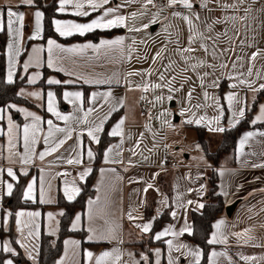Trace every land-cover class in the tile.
<instances>
[{
  "label": "crops",
  "instance_id": "0c3cea01",
  "mask_svg": "<svg viewBox=\"0 0 264 264\" xmlns=\"http://www.w3.org/2000/svg\"><path fill=\"white\" fill-rule=\"evenodd\" d=\"M40 1L43 4L55 1L57 5L58 16L53 19V30L58 38L44 39L43 15L42 35L38 39H32L36 30L34 14L36 11L44 14L41 8L34 5L35 0L32 6L23 4L22 0H0V12L4 13L3 30L0 32L7 33L6 81L8 82L11 67L12 83L24 81L18 94L49 113V117L43 119L39 110L27 107L19 110L16 107L21 105L15 104L6 109L0 107L3 110L0 112V228L7 233L0 237V252L11 255L5 260V264L9 261L11 264H18L14 257L19 252L27 260L24 264H39L43 235L49 236L52 244L56 245L60 219L66 211L57 206L59 195L69 201L65 196V188L70 191L75 187L79 189V193L71 201L78 197L96 160L93 147L98 143L91 139L88 132L102 125V130L96 133L100 141L106 124L117 111H122V115L109 129V134L116 137L117 141L103 156L93 183L95 194L87 199L83 211L76 212L70 224L71 231L84 232L85 237L65 238L63 252L55 264H97V259L104 252L113 253L105 258L104 264H157V261L159 264H168L169 254L178 259V264H195L194 258L187 255V249L176 251V247L181 244L198 250L201 253L200 262L203 258L202 250L186 239L193 232L189 213L202 211L203 207L198 205L204 206L206 203L211 188L209 180L213 174L217 178L218 190L226 208L235 202L238 205L231 217L225 213L214 222L210 239L216 233L215 225L223 220L225 223L221 234L225 242L211 244L208 264H212V252L225 254L216 257L217 264H264V120L257 119L261 108H264V96L259 99L261 92H264V0H190L192 8L185 7L178 0L175 5L169 4L166 10L155 9V0L153 3H147V0H109L108 4L95 11L88 6L87 0H73V3L83 2L84 8L81 11L88 12L89 15H76L72 3L61 12L60 0ZM255 3L258 4L255 6ZM9 9L24 14L19 35L16 29L20 25L15 22V17L11 18L14 22L12 31H9ZM107 10L113 11L105 20L124 16V25L97 28L84 35L74 32L61 36L56 31V20L62 23L88 24L99 19ZM154 19L156 23H152ZM153 25L156 26L149 32V27ZM112 30L114 33L102 36L97 41H64L96 31ZM202 33L214 34L213 43H200ZM120 39L123 43L111 48H100L99 51L84 48L88 44L99 47L104 40ZM49 40L56 41L61 49L78 50L67 52L53 48L51 59L54 66L49 67ZM9 45H12L11 65ZM209 45L212 55L217 58L214 62L218 63L223 73L218 79L210 73L208 76L204 74L206 49ZM34 48H41L43 51L33 52ZM81 48L83 51L79 50ZM26 64L27 69L24 67ZM226 64L229 65L226 68L229 71L226 75L229 76V81L225 80L227 85L221 82ZM177 67L181 71L179 74L176 73ZM34 76L36 79L33 82ZM210 77L213 79L211 83ZM49 80H59L60 83L50 84ZM145 88L148 90L145 91ZM59 90L64 107L59 103ZM143 92H149L153 98L155 122L147 120L141 109ZM49 93L52 94L56 111L62 117H68V120L58 119L48 111ZM66 93H79L80 96L66 98ZM229 95L234 96L231 105L228 102ZM172 99H176V103L172 102L175 107L167 106ZM159 103H164L165 107H158ZM253 105L256 108L252 112L250 123L255 127L238 131L235 155L225 156L219 166L206 157L198 144L197 132L195 149L190 154L182 155L178 152L171 156L167 152L168 138L165 129L175 130L178 126L190 131L195 130V126L203 127L207 133L206 138L208 135L214 139V150L207 141L209 149L217 151L225 130L217 132L209 129L235 127L247 116ZM226 106L229 111L233 110V115L226 124L228 126L222 124L223 108ZM135 108H138L136 117ZM241 110L244 111L243 117L239 116ZM28 112L39 116L40 121L34 122L31 116L26 115ZM175 114L179 116L173 121ZM9 117L15 126L11 133V146ZM189 119L200 123L188 124L186 121ZM122 120V135L113 136V130ZM48 121H52L51 130ZM33 123H38L36 143L30 144L31 162L25 164L22 160L25 155L24 128ZM32 131L30 128V138ZM248 133L253 135L241 147L240 142ZM61 140L64 143L56 151L45 155L43 160L40 159L41 153L49 152ZM89 149L93 152L91 159L87 156ZM77 158L80 163H68ZM8 169H12L15 179L8 175ZM88 169H91L88 175L81 178V174ZM26 175H29V180L24 200L38 203L40 207L20 209L13 214L12 209L4 205L5 198L9 197L7 185H13V192L19 177ZM149 184L152 185L151 188H148ZM29 185L33 189L31 199L25 196ZM164 189H171L170 197ZM148 201L154 203V211L151 217L146 218ZM189 201L192 203L189 204ZM170 207L172 222L165 223L154 231L155 221ZM19 213L25 215L21 217ZM31 213L39 215H29ZM129 213L135 219H129ZM77 216L81 218L80 225L73 229ZM146 223L152 224L147 233L136 227ZM185 225L190 226L191 234L184 232L183 235H172V232L180 233ZM169 229L171 231L168 235L156 239L157 235ZM10 231L15 233L16 244L8 235ZM93 235L103 236L105 239L90 240L89 237ZM148 235L152 236L153 241L161 242L152 248V260L139 246ZM169 241L172 242L171 249ZM7 247L14 251H7ZM89 252L93 254L91 258L87 255ZM157 252L160 253L159 256L156 255ZM245 257L249 259L246 260Z\"/></svg>",
  "mask_w": 264,
  "mask_h": 264
},
{
  "label": "trees",
  "instance_id": "16d2710c",
  "mask_svg": "<svg viewBox=\"0 0 264 264\" xmlns=\"http://www.w3.org/2000/svg\"><path fill=\"white\" fill-rule=\"evenodd\" d=\"M36 7L41 8L44 11V39L51 37H56V33L53 30V19L58 16L56 10L57 5L55 1H52L49 5L43 4L40 0H35ZM114 33L112 31H96L86 36L80 37L75 36L69 39H64L66 42L75 41V40H86L91 39L97 41L102 36H109ZM6 47H7V33L6 31L0 32V107L10 108L12 104L21 105L33 110H39L43 119L49 117V113L45 109H39L34 104L30 103L28 100L22 98L18 91L21 86L24 85V81L17 80L13 83H8L6 81V69H7V56H6ZM59 103L61 107L65 106V103L58 92ZM264 96V92H261L259 99ZM88 102V93L85 95V103ZM256 105H253L252 108L247 113V116L241 120L235 127L226 128L223 133V141L220 148L212 152L209 149L206 130L203 127H193L198 134V144L202 147L205 152L206 157L211 160L216 166H219L221 160L227 155H235L236 146H237V133L242 129H249L255 126L251 125V116L253 110H255ZM122 115V111H117L113 114L109 122L106 124L100 141L97 146L93 147L95 152V164L92 170V173L87 178L86 182L82 184V191L78 197L73 201H67L62 195H59L57 206H61L66 209L64 215L60 219V233L56 245L52 244V239L49 236L43 235L41 241V250H40V260L39 264H55L57 259L61 256L63 252V241L65 238L74 236L83 238L85 237L84 232H73L70 229V224L78 210L83 211L86 207L87 199L93 197L95 190L93 189V183L98 174L99 168L102 165L103 156L106 150L117 141L116 137H112L109 134V129L111 125L116 122L119 117ZM29 180V175L20 176L19 181L16 183L15 188L12 194L9 197H6L4 200V205L11 208L13 214L20 209H31L35 207H40L38 203H31L24 200V191ZM210 190L206 198V203L203 206L201 212L191 211L189 213V218L193 224V232L191 235H187L186 239L194 244H196L203 252V258L199 264H208L209 263V253L212 248V245L208 243L210 235L213 229V224L215 221L219 220L225 215L226 206L223 202L222 196L218 190V183L215 174L209 180ZM169 197L171 196V189H164ZM154 203L148 201L146 207V218L151 217L154 211ZM172 222L171 217V207L166 210L161 217L155 221L154 231L160 228L165 223ZM7 233L3 228H0V237H4ZM8 235L11 236L12 241L15 242V233L10 231ZM161 244L160 241H153L151 235L145 236L144 240L139 243L147 255H149L152 260V248ZM11 255L4 252H0V264H5V260ZM13 258V257H12ZM15 261L18 264L27 263V260L23 257L22 253L19 252L17 257H14ZM152 264V262H151Z\"/></svg>",
  "mask_w": 264,
  "mask_h": 264
},
{
  "label": "snow or ice",
  "instance_id": "6c2138e0",
  "mask_svg": "<svg viewBox=\"0 0 264 264\" xmlns=\"http://www.w3.org/2000/svg\"><path fill=\"white\" fill-rule=\"evenodd\" d=\"M22 2H23V4L28 5V6H32L34 4V0H22ZM87 2H88V6L93 11H95V10H98V9L102 8L104 5L108 4L109 0H87ZM177 2H178V0H169V4L170 5H175ZM179 2L183 3L184 6L187 7V8H192V4L190 3V0H179ZM70 3H72L73 7H75V9H76L75 14L76 15H89L90 14L88 12L81 11V9L84 8V3L83 2H75V3H73V0H60L59 11L64 12L65 9H66V6L69 5ZM147 3H153V0H147ZM112 11L113 10L105 11L103 13V15L99 19H95L91 23H88V24L62 23L61 21L56 20L54 22L55 26H56V31L61 36H68V35L73 34L74 32L79 33L80 35H84L86 32L93 31V30H95L97 28H99V29H107V28H111V27H119V26L124 25V22H125V19H126L124 16H118L115 19H107V20H105V17L109 16L110 12H112ZM34 15H35L36 30H35V34L32 37V39H38L42 35V20H43V15L44 14L41 11H36ZM133 15H135V14H133ZM7 16L9 18V21H8L9 31H12V24L14 22L11 18L15 17V22L20 25V27L16 29V32L19 35L20 31H21V29L23 27L24 14L23 13H18V12H15V11H12V10L9 9L7 11ZM3 17H4V13L0 12V30H3V25H2ZM152 23H156L155 19L152 21ZM189 23H191V21H189ZM145 27H147V25H145ZM122 43H123L122 39L113 40V41L104 40V41H101L99 47H97L96 45H93V44H88V45H85L84 48H93L96 51H99L100 48H111L114 45H121ZM53 48L61 49V46L58 45L56 43V41L49 40L48 41V51H49V54H50L49 61H48V66L49 67H53L54 66L53 65V61L51 59V52H52ZM77 50L78 49H61V51H67V52H75ZM79 50L83 51V48H81ZM40 51H43V49H41V48H34L33 49V52H40ZM18 54H19V52L17 51V55ZM9 63H10V65L12 63V45H9ZM24 67H25V69H27L28 65L26 64ZM130 75H131V73H130ZM35 79H36V77L34 76L32 78L33 82L35 81ZM8 82L12 83L11 67H10L9 73H8ZM48 83H50V84H59L60 81L59 80H49ZM157 87H160V86L157 85ZM233 87H235V85H233ZM144 90L147 91L148 89L145 88ZM34 95L38 96L39 94H34ZM65 95H66V98L70 97V96H73V95H75L76 97L80 96L79 93H75V94L66 93ZM190 96H191V94L189 93V97ZM205 96L207 97V94H205ZM157 99H160V98L158 97ZM233 100H234V96L233 95H229L228 96L229 105L232 104ZM2 111L3 110L0 109V112H2ZM48 111L52 112L55 116H57L58 119H64V120H68L69 119L68 117H62L60 115V113L58 111H56V109L54 107V102H53L51 93H49ZM26 115L27 116H31L34 122H39L40 121V117L39 116H35L33 113L28 112V113H26ZM234 115H235V113H234ZM239 116L240 117L244 116V111L243 110H241L239 112ZM257 119L264 120V108H261V114H260V116ZM47 123L49 125V129L51 130L52 121H48ZM123 123H124V121L122 120L120 122V124L117 125V127L113 130V132H112L113 136L122 135L121 125ZM186 123H188V124H193V123L199 124L200 122L196 121V120H193V119H189V120L186 121ZM14 127L15 126L12 124L11 117H9V137H10L9 138V143H10V146H11V133H12V129ZM30 128L33 130L32 133H31V138H30V134H29L30 133ZM36 130H38V123H33L31 126H25V128H24V149H25V155L22 157V160H23V162L25 164H28V163L31 162L30 153H31L32 149L30 148V144L34 145L36 143V137H35ZM101 130H102V125H98L95 129L90 130L88 132V135L91 137V139L93 141L99 143V138L96 135V133H99ZM209 130L210 131L223 132L225 129L222 128V127H217V128H214V129L210 128ZM58 131H64V130L63 129H58ZM50 135H51V132H50ZM70 135L71 134L69 132L68 133V137H70ZM252 135H253L252 133H248V135L245 136L243 140H241V142H240L241 143V147L244 146L245 141H247L249 139V137H251ZM262 135H264V133H262ZM63 143H64V141L61 140V141H59L58 144H56L55 146L51 147L49 152L41 153L40 154V159L43 160L45 155L50 154V152L56 151V149L60 145H62ZM109 151H111V149H109ZM87 156L89 157V159H91L93 157V152L91 151V149H89L87 151ZM68 163H80V159L77 158L75 161L69 160ZM0 171H2V170H0ZM90 171H91V169H88L87 171L82 173L81 174V178H83L84 176H87ZM8 175L12 176L13 179H15V174L13 173L12 169H8ZM151 187H152V185L149 184L148 188H151ZM12 189H13V185L11 183H9L7 185V194L9 196L12 194ZM32 191H33L32 185H29L28 186V190L25 193L26 198H29V199L32 198ZM78 193H79V189L78 188L73 187L70 191H69V189L67 187L65 188V196H67L69 201L74 199L75 195H77ZM188 203L190 204V203H192V201H189ZM198 207L202 208L203 205L202 204L198 205ZM9 215H11V214L9 213ZM18 215L22 217V216L25 215V213H19ZM29 215H39V214L38 213H31ZM173 216H175V213H173ZM89 219H91V216L89 217ZM129 219H135V217H133L131 215V213H129ZM80 220H81L80 216H77L76 217V222L72 225L73 229H76V228L79 227ZM224 223L225 222L223 220H221L219 223H217L215 225L216 233H214L212 235V237L208 241V243L216 244V243H220V242H225L223 237H222V234H221V228L224 225ZM136 227L141 228V230L143 232L147 233V232L150 231V229L152 227V224L151 223H146L144 225H136ZM89 231H92V229H89ZM169 231H171V229H169L168 231H166L164 233H161L160 235H157L156 239H160L162 235H168ZM184 232H188L189 234H191L190 226L185 225V228L182 229L180 233L172 232V235H174V236L175 235H183ZM245 234H237V235H245ZM89 239L90 240H93V239H105V237H103V236L96 237L95 235H93V236H90ZM72 243H76V242H72ZM168 244H169V249H171L172 248V242L169 241ZM21 246L23 247V245H21ZM183 249H187V255L194 258L195 264H199V259H200L201 253L198 250H193V249L189 248L188 245H185V244H181V245H178L176 247V251L177 252H182ZM7 251L13 252L14 250L11 247H7ZM87 255L91 258L93 254L91 252H89ZM112 255H113L112 252H104L97 259V264H104L105 258L106 257H110ZM156 255L159 256L160 253L157 252ZM211 255H212V258H213L212 259V264H217L216 257L217 256H222V255H225V254L224 253L212 252ZM144 258L147 259V257H144ZM244 259L247 260L249 258L245 257ZM117 260H119L118 256H117ZM8 264H11V261H9ZM157 264H159V261H157ZM168 264H178V259H174L171 256V254H169Z\"/></svg>",
  "mask_w": 264,
  "mask_h": 264
},
{
  "label": "rangeland",
  "instance_id": "374dc122",
  "mask_svg": "<svg viewBox=\"0 0 264 264\" xmlns=\"http://www.w3.org/2000/svg\"><path fill=\"white\" fill-rule=\"evenodd\" d=\"M51 3V1L47 2L46 4L49 5ZM258 3H255V6L257 5ZM150 15H153L150 13ZM156 25H153V26H150L149 27V32L151 30L152 27H155ZM215 40V36L214 34H208V33H202L201 34V37L199 39V42L200 43H203V44H209L208 41H210V43H213V41ZM206 41V43H205ZM206 59H205V66H204V74H206V76H208V74L210 73L212 75V77H215L216 79L219 78V76H221L223 73L220 71V66H218V63L217 62H214L215 60H217V58L215 59L212 54H213V51L212 49H210V45L209 47L206 49ZM222 55V54H221ZM223 58H225L224 55H222ZM227 66L229 67L228 64H226L225 66V72H224V77L222 78L221 82H225V80L229 81V76H226L227 74H229V71H226V68ZM190 70L192 71V67H190ZM201 72V71H200ZM177 74L181 73V71L178 69L177 67ZM209 83H211L213 81V79H211V77L209 78ZM207 82V81H206ZM222 84V83H221ZM227 85V83H226ZM223 94V93H222ZM20 95V93H19ZM223 100V99H222ZM34 103H36L35 101H33ZM172 102H175L176 103V99H172L171 101H169L167 103V106H171ZM225 103V102H224ZM38 104V103H36ZM15 106V105H12V107ZM157 106V104H156ZM158 107H165L164 106V103H159L158 104ZM167 107V108H169ZM17 109L21 110V109H27L26 107L24 106H19V107H16ZM157 109V108H156ZM154 103H153V112H154ZM161 110V109H160ZM169 110H171L169 108ZM175 110V109H174ZM135 117L137 116V113H138V108H135ZM164 111V110H162ZM211 115H214L215 117L217 116V114H215L214 112H210ZM233 115V110L229 111V109L227 108V106L225 108H223V120H222V124L225 125V126H228L226 125L228 123V118ZM141 116L143 117L142 113H141ZM156 116V115H155ZM178 117L179 115L175 114V116L173 117V121H175V117ZM159 118V115L158 117ZM211 119H209V121H211ZM159 121V119H158ZM180 125H183L182 123ZM165 133H167V138H168V146H167V152L173 156L175 155L176 153L178 152H181L182 155H186V154H190L192 151H194L195 147L194 145L196 144V140L197 139V135H196V131L195 130H185V128H183L182 126H178V128H176L175 130H170L168 128L165 129ZM207 141L209 143V146L212 150H214V146H215V143H214V139L213 137L211 136V138L207 135ZM217 141V139H216ZM179 148V150H178ZM146 149V148H145ZM147 149H150V148H147Z\"/></svg>",
  "mask_w": 264,
  "mask_h": 264
},
{
  "label": "built area",
  "instance_id": "2783aa9c",
  "mask_svg": "<svg viewBox=\"0 0 264 264\" xmlns=\"http://www.w3.org/2000/svg\"><path fill=\"white\" fill-rule=\"evenodd\" d=\"M154 8L160 10L168 9V0H155ZM140 106L145 115V118L149 121L155 122L156 116L153 112V98L149 92H143L141 94Z\"/></svg>",
  "mask_w": 264,
  "mask_h": 264
},
{
  "label": "water",
  "instance_id": "95a60500",
  "mask_svg": "<svg viewBox=\"0 0 264 264\" xmlns=\"http://www.w3.org/2000/svg\"><path fill=\"white\" fill-rule=\"evenodd\" d=\"M171 106L175 107V103H172ZM177 119H178V117L176 116V120H177ZM237 205H238V202H235L234 204H232V205H230V206H228V207L226 208L225 212H226V215H227L228 217H231V216L233 215V213H234V211H235Z\"/></svg>",
  "mask_w": 264,
  "mask_h": 264
}]
</instances>
